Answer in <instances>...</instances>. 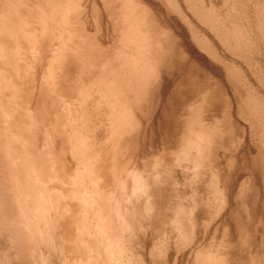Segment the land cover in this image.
<instances>
[{
  "label": "rangeland",
  "instance_id": "rangeland-1",
  "mask_svg": "<svg viewBox=\"0 0 264 264\" xmlns=\"http://www.w3.org/2000/svg\"><path fill=\"white\" fill-rule=\"evenodd\" d=\"M263 142L264 0H0V264H264Z\"/></svg>",
  "mask_w": 264,
  "mask_h": 264
},
{
  "label": "bare ground",
  "instance_id": "bare-ground-1",
  "mask_svg": "<svg viewBox=\"0 0 264 264\" xmlns=\"http://www.w3.org/2000/svg\"><path fill=\"white\" fill-rule=\"evenodd\" d=\"M137 8V7H136ZM135 10H137V9H135ZM138 12V11H137ZM141 12V11H140ZM134 13V12H133ZM138 14V13H137ZM134 16V15H133ZM138 16V15H137ZM130 17V16H129ZM139 17V16H138ZM140 19V18H139ZM135 20V19H134ZM136 22H137V20H136ZM139 24L140 23H138V26H139ZM145 30V29H144ZM138 31V30H137ZM142 32V31H141ZM133 34V33H132ZM137 35V34H136ZM133 36H134V34H133ZM141 37V36H140ZM136 39H138V38H136ZM124 41H125V39H124ZM134 42V41H133ZM137 42V41H136ZM141 42V41H140ZM130 43V42H129ZM137 44V43H136ZM130 45V44H129ZM134 46H136V45H134ZM140 46V45H139ZM127 47V46H126ZM131 47H133L132 46V44H131V46H130V48ZM137 49V48H136ZM135 49V50H136ZM142 49H143V47H142ZM153 50V49H152ZM143 51H145V50H143ZM130 52V51H129ZM128 52V53H129ZM155 53V52H154ZM123 54V53H122ZM133 54H135V53H133ZM138 54V53H137ZM126 55V54H125ZM136 55V54H135ZM157 55V54H156ZM117 56V55H116ZM127 56H128V54H127ZM119 57V56H118ZM155 57V56H154ZM120 58H121V56H120ZM142 60H143V58H141ZM133 60V59H132ZM126 61V60H125ZM128 61H129V58H128ZM121 62V61H120ZM138 62V61H137ZM142 62V61H141ZM140 62V58H139V64L141 63ZM153 62V61H152ZM129 63V62H128ZM131 63V62H130ZM136 63V62H135ZM137 64V63H136ZM121 65H122V63H121ZM120 65V66H121ZM141 65V64H140ZM132 66V65H131ZM118 67V66H117ZM133 67V66H132ZM147 67V66H146ZM135 68V67H134ZM142 68V67H141ZM131 69V68H130ZM143 69V68H142ZM152 70V69H151ZM120 72V71H119ZM135 72V71H134ZM122 73V72H121ZM143 73V72H142ZM156 74V73H155ZM145 78V77H144ZM137 79V78H136ZM139 80V79H138ZM146 81H147V79H146ZM154 82V81H153ZM149 83V82H148ZM151 83V82H150ZM106 85V84H105ZM137 85V84H136ZM146 85V84H145ZM141 86H142V84H141ZM152 86V85H151ZM148 88V87H147ZM148 90V89H147ZM142 91V90H141ZM121 92V91H120ZM142 94H143V92H142ZM133 95V94H132ZM137 95V94H136ZM114 96V95H113ZM141 96V95H140ZM136 97V96H135ZM140 99H141V97H140ZM126 105V104H125ZM123 110H124V108H123ZM130 113V112H129ZM130 115V114H129ZM140 116V115H139ZM127 118H128V116H127ZM131 118V117H130ZM129 119V118H128ZM133 119V118H132ZM142 119V118H141ZM228 121H229V119H228ZM117 122V121H116ZM133 122V121H132ZM136 122H138V121H136ZM203 122V121H202ZM226 122V121H225ZM231 122V121H230ZM134 123V122H133ZM132 124V123H131ZM227 124H228V122H227ZM124 126H126L125 124H123ZM128 125H129V123H128ZM124 126H123V128H124ZM127 127V126H126ZM131 127H132V125H131ZM124 130H125V128H124ZM131 130H132V128H131ZM116 131V130H115ZM126 131V130H125ZM128 131V130H127ZM228 131V130H227ZM230 131H232V130H230ZM127 133V132H126ZM116 134H118V133H116ZM121 134V133H120ZM131 135V134H130ZM117 136V135H116ZM122 137V136H121ZM120 137V138H121ZM124 137V136H123ZM126 137H127V135H126ZM110 138V137H109ZM118 138V137H117ZM117 138H116V141H117ZM110 140V139H109ZM126 140H129V139H126ZM206 140V139H205ZM214 140V139H213ZM217 140V139H216ZM206 143V142H205ZM209 143V142H208ZM212 143V142H211ZM263 144H264V142H263ZM111 145V144H110ZM203 145V144H202ZM165 147V146H164ZM163 147V148H164ZM205 147V146H204ZM214 147V146H213ZM126 148V147H125ZM168 148V147H167ZM206 148V147H205ZM207 149V148H206ZM126 150V149H125ZM209 150V149H208ZM93 151V150H92ZM127 151H128V149H127ZM125 152V151H124ZM128 153V152H127ZM209 154V153H208ZM208 157V156H207ZM193 163V162H192ZM110 165V164H109ZM188 165V164H187ZM93 167V166H92ZM183 167V166H182ZM186 167V166H185ZM93 169V168H92ZM94 173V172H93ZM92 175V174H91ZM93 180V179H92ZM84 196V195H83ZM86 196V195H85ZM224 197H225V195H223ZM84 199V198H83ZM87 199V198H86ZM87 201V200H86ZM98 202V201H97ZM92 203V202H91ZM88 205V204H87ZM94 205V204H93ZM90 206V205H89ZM89 206H87V207H89ZM88 210V209H87ZM232 212V211H231Z\"/></svg>",
  "mask_w": 264,
  "mask_h": 264
}]
</instances>
